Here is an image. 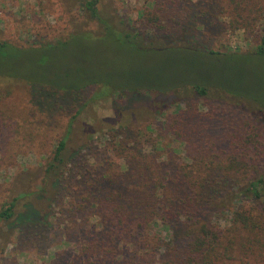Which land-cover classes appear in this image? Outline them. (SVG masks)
<instances>
[{
	"label": "rangeland",
	"instance_id": "obj_1",
	"mask_svg": "<svg viewBox=\"0 0 264 264\" xmlns=\"http://www.w3.org/2000/svg\"><path fill=\"white\" fill-rule=\"evenodd\" d=\"M97 9L101 16L118 25L139 27L144 40L151 33L149 28H153L146 15H156L159 25H164L163 18L170 14L176 20L173 24L177 23V32L183 28L184 34L171 37L172 44L220 53L251 52L264 24V0H98ZM165 25L167 30L172 26ZM96 29L78 0H0V42L17 47L43 45L62 40L74 30ZM94 46L97 68H107L114 62L113 43L97 41ZM163 57H145L138 60L139 66H150V62ZM188 57L192 58L190 63L175 59L160 66L161 75L166 70L186 72L185 77L191 81L204 70L210 78L225 77L227 85L233 81L242 87L253 84L264 93V59H222L218 63L210 61L215 66L209 68L206 59ZM179 79L180 76L176 81ZM95 89L87 87L77 96L64 94L59 104L38 109L30 101V88L25 81L0 77V207L15 200L14 212H19L30 205L43 223L34 235L35 231L20 233L11 222H0V264H49L56 252L62 254L60 262L75 256L86 233H94L98 223L94 215L97 201L81 208L87 198L85 191L95 178H117L126 168L125 159H143L148 163L168 160L166 165L176 172L182 164H196L188 160L194 155L189 144L196 146L207 136L216 148L210 150L215 160L242 161L256 155L264 159V124L257 122L260 116L264 120V115L250 101L216 91H209L205 100L192 99L191 90L184 89L163 95V108L156 114L148 107L154 95L147 94L148 97L133 102H124L123 97L116 95H97L89 101ZM255 97L264 102L263 96ZM171 98H187L196 111L195 120L204 125L189 140L184 138L188 135L174 136L165 127L174 113L184 109L182 103L174 105ZM250 125L256 130L251 131ZM65 134L62 161L67 167H52L54 147ZM130 164L127 167L134 169ZM67 169L63 188L56 190L52 186L56 173ZM142 174L148 176L147 172ZM122 184L125 189L133 187L129 178ZM237 205L243 206L245 202ZM225 215L212 216L210 223L224 228ZM144 233H161L163 238L166 235L153 222ZM123 256H131L129 246Z\"/></svg>",
	"mask_w": 264,
	"mask_h": 264
},
{
	"label": "trees",
	"instance_id": "obj_2",
	"mask_svg": "<svg viewBox=\"0 0 264 264\" xmlns=\"http://www.w3.org/2000/svg\"><path fill=\"white\" fill-rule=\"evenodd\" d=\"M78 2L88 19L95 22V32L74 30L62 40L25 47L0 42V77L25 81L30 88V101L38 109L41 106L52 108L62 101L64 94L77 96L85 88L94 86L96 89L89 101L97 95L121 96L124 102L154 95L148 107L156 114L163 108L160 104L163 95L190 89L192 99L205 100L209 91H216L250 101L264 115V102L255 97H264V93L253 84L242 87L233 81L227 85L225 77L210 78L204 70L189 81L186 72L166 70L162 76L160 68L175 59L190 63L192 58L188 56L200 61L206 59L209 68L215 66L210 61L218 63L222 59L227 62L249 57L264 59V24L258 44L251 52L220 53L172 44L171 37L184 34L183 28L177 32V23L173 24L176 20L170 14L163 18L164 25H159L160 18L156 15H146V21L153 28H149L151 33L144 40L139 27L121 26L101 16L98 0ZM168 23L173 25L167 30L165 24ZM97 41L114 44L111 53L114 62L107 68H97L94 63ZM151 55L164 57L153 60L150 66H139L138 60ZM179 76L181 79L176 81ZM170 101L174 105L182 103L184 109L174 113L165 127L174 136L188 135L184 138L191 139V134L204 126L195 120L193 105L187 98H171ZM257 122L264 124L261 116ZM249 127L251 131L256 130ZM66 134L54 147L52 167H67L62 161ZM209 139L210 136L203 138L196 146L189 144L194 155L188 160L196 164H182L176 172L170 169L171 165H166L168 160L148 163L143 159H125L126 168L117 178L111 175L93 179L85 191L87 198L81 208L87 207L90 201H97L94 210L97 229L86 233L75 256L60 262L62 254L56 252L49 264H250V260L252 264L264 263V159L256 155L242 161L215 160L210 150L216 148ZM128 163H134L130 164L134 169H129ZM68 171L56 173L52 183L56 190L63 188V176ZM126 178L132 181L130 189L123 188ZM113 188L116 191L112 193ZM14 202L0 207V222H11L20 233L35 231L33 234H37L43 224L38 212L30 205L14 212ZM243 202L245 205H237ZM214 215H225L224 228L218 229L210 223ZM152 222L165 231V238L161 233L158 236L143 234ZM126 246L131 256H123Z\"/></svg>",
	"mask_w": 264,
	"mask_h": 264
}]
</instances>
